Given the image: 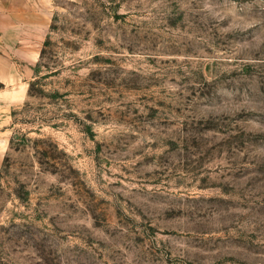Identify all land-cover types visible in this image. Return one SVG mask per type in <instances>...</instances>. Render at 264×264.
I'll return each instance as SVG.
<instances>
[{
    "label": "rangeland",
    "instance_id": "1",
    "mask_svg": "<svg viewBox=\"0 0 264 264\" xmlns=\"http://www.w3.org/2000/svg\"><path fill=\"white\" fill-rule=\"evenodd\" d=\"M0 167V264H264V0H49Z\"/></svg>",
    "mask_w": 264,
    "mask_h": 264
},
{
    "label": "crops",
    "instance_id": "2",
    "mask_svg": "<svg viewBox=\"0 0 264 264\" xmlns=\"http://www.w3.org/2000/svg\"><path fill=\"white\" fill-rule=\"evenodd\" d=\"M49 0H0V167L12 114L28 94L49 22Z\"/></svg>",
    "mask_w": 264,
    "mask_h": 264
},
{
    "label": "trees",
    "instance_id": "3",
    "mask_svg": "<svg viewBox=\"0 0 264 264\" xmlns=\"http://www.w3.org/2000/svg\"><path fill=\"white\" fill-rule=\"evenodd\" d=\"M0 87H2V84L0 83Z\"/></svg>",
    "mask_w": 264,
    "mask_h": 264
}]
</instances>
